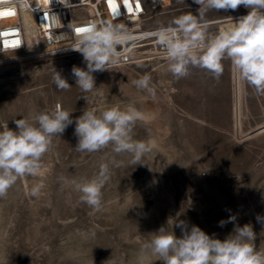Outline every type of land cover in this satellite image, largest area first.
I'll use <instances>...</instances> for the list:
<instances>
[{
  "label": "rangeland",
  "instance_id": "1",
  "mask_svg": "<svg viewBox=\"0 0 264 264\" xmlns=\"http://www.w3.org/2000/svg\"><path fill=\"white\" fill-rule=\"evenodd\" d=\"M197 9L173 6L150 24H168ZM248 11L244 6L210 10L205 19L214 22L210 31L215 32L231 22L216 21ZM223 65L218 80L200 68L176 79L166 62L95 72L99 96L76 86L73 66L86 70L80 60L52 53L0 55V125L11 130L16 119H31L56 105L74 121L87 108L100 112L128 105L155 117L134 128V139L155 141L143 164L131 163L130 154H117L111 146L77 151L75 123L55 136L39 174L18 179L0 198V264H163L150 253L142 257L141 247L161 227L182 237L179 222L221 241L236 226L250 224L256 249L264 251V220H257L264 217V94L237 82L228 59ZM52 68L67 80L68 90L56 88ZM145 74L155 98L132 86ZM101 164L108 165L110 179L102 189L101 210L93 212L73 182L93 178ZM41 185L33 196V187Z\"/></svg>",
  "mask_w": 264,
  "mask_h": 264
},
{
  "label": "clouds",
  "instance_id": "2",
  "mask_svg": "<svg viewBox=\"0 0 264 264\" xmlns=\"http://www.w3.org/2000/svg\"><path fill=\"white\" fill-rule=\"evenodd\" d=\"M30 0H20L24 8ZM183 4V0H178ZM199 5L197 14L190 11L173 17L167 25L160 24L145 33L153 39L160 56L166 61V70L176 79L187 77L190 68H200L219 79L223 74V61L228 59L237 82L243 81L255 89L256 94H264V0H193ZM65 6L68 0H63ZM240 6L249 8L247 15L235 22L211 32L212 21L205 19L210 10H237ZM47 19L48 14H44ZM68 28L75 34L74 42L67 46L80 53L86 63V70L73 66L72 74L76 86L84 93L102 96L95 86L93 73L111 70L123 62L124 51L133 44L136 37L123 24L112 20H92ZM21 43L17 48H19ZM52 81L61 91L71 86L54 68ZM151 77L147 74L132 81L138 93H148L155 98V90L150 87ZM85 98V97H84ZM86 99V98H85ZM71 113L56 105L51 111L40 112L31 119H16V130L0 125V198L7 195L18 179L36 176L42 168V158L50 150L55 136H60L66 128L75 123L78 138L76 150L93 153L111 146L112 151L128 153L131 163L143 164L141 160L155 146L134 139L137 123H147L155 117L135 107L110 106L103 111L84 110L83 114L71 118ZM110 179L109 167L101 164L99 172L91 179L73 182L80 200L89 205L93 212L102 207V189ZM41 186L33 187L32 195L39 194ZM235 216L229 217L234 222ZM258 221L264 217H257ZM224 226L225 221H220ZM176 226L183 230L178 238L173 231L161 227L151 235L141 247L142 257L150 253L163 264H264V251L257 250L254 244L256 235L250 224L236 226L234 233L223 241L206 234L198 226L190 230L183 222Z\"/></svg>",
  "mask_w": 264,
  "mask_h": 264
},
{
  "label": "built area",
  "instance_id": "3",
  "mask_svg": "<svg viewBox=\"0 0 264 264\" xmlns=\"http://www.w3.org/2000/svg\"><path fill=\"white\" fill-rule=\"evenodd\" d=\"M62 3L63 0H30L24 8L20 0H0V55L52 53L55 57L85 63L80 53L67 48L75 40L69 23L80 26L92 20H112L123 24L136 37L134 45L122 49V63L131 61V54L135 53L137 57L150 58L148 50L158 53L159 50L145 33L156 27H143L139 23L159 11L182 4L178 0H68L67 6ZM183 4L197 5L193 0H183ZM31 23L36 27L40 46L38 51L26 52L27 27Z\"/></svg>",
  "mask_w": 264,
  "mask_h": 264
},
{
  "label": "bare ground",
  "instance_id": "4",
  "mask_svg": "<svg viewBox=\"0 0 264 264\" xmlns=\"http://www.w3.org/2000/svg\"><path fill=\"white\" fill-rule=\"evenodd\" d=\"M175 6H188V7H192V8H199V5H194V4H180V5H175ZM249 12V11H248ZM248 12L244 13V14H241L239 16H232L233 18V21L234 20H237L240 16H243V15H247ZM158 15H160V11L158 13H156L155 15L145 19V20H142L139 25L140 26H143V27H157V26H151V22L154 20V18H156ZM222 21H231L230 17H227L225 18L224 20H219V21H216L217 23L219 22H222ZM164 25H167V24H164ZM33 31V33L31 34L30 31ZM33 38L36 40V42H34ZM26 41H27V48H26V52H35V51H38L39 50V38L37 36V30H36V27L33 23H31L28 27H27V37H26ZM147 50V49H146ZM148 54L149 56H151L150 58H144V57H137V54H131V61H129L127 64H124V63H121L119 66L111 69V70H114V69H119V68H122L124 66H133V65H136V64H141V63H163V62H166L160 55L159 53L156 51V50H148ZM84 65L86 63H83ZM7 74V73H6ZM2 75V74H0ZM5 75V74H4ZM4 79L0 78V87H1V84L3 83Z\"/></svg>",
  "mask_w": 264,
  "mask_h": 264
}]
</instances>
